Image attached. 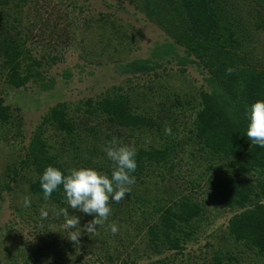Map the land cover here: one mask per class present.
I'll return each mask as SVG.
<instances>
[{
    "label": "trees",
    "instance_id": "16d2710c",
    "mask_svg": "<svg viewBox=\"0 0 264 264\" xmlns=\"http://www.w3.org/2000/svg\"><path fill=\"white\" fill-rule=\"evenodd\" d=\"M78 1L0 0V75L7 84L55 87L48 69L59 60L57 48L72 38L73 14L82 9ZM120 1L143 12L169 39L149 56H132L136 36L127 23L106 20L99 26L104 60L97 63L113 62L129 75L127 84L76 104H56L44 116V128L35 129L20 151L6 152L4 174L14 186L8 180L4 187H19L30 197V207L23 206L24 198L17 207L38 232L35 244L14 241L0 264H264V147L245 134L247 110L264 99V0ZM173 61L180 82L165 74ZM190 67L203 74L199 88L192 79L181 83ZM142 75L152 77L136 81ZM143 98L145 104L138 103ZM6 125L13 128V148L23 138L21 123L0 97V138L10 141ZM52 130L63 134L60 147L49 143ZM113 137L136 147V182L119 202L110 201L111 215L89 234L83 229L92 216L68 208L62 188L44 199L39 178L49 165L110 171L113 164L102 149ZM196 172H202L200 180L189 177ZM201 179L207 189L198 198L188 187H202ZM62 208L80 217L77 243L65 235V217L56 214ZM41 209L49 212L46 218ZM214 211L232 212L218 245L188 250ZM4 235L13 237L11 231ZM143 254L149 260L137 263L136 255Z\"/></svg>",
    "mask_w": 264,
    "mask_h": 264
},
{
    "label": "rangeland",
    "instance_id": "374dc122",
    "mask_svg": "<svg viewBox=\"0 0 264 264\" xmlns=\"http://www.w3.org/2000/svg\"><path fill=\"white\" fill-rule=\"evenodd\" d=\"M55 1L69 6L72 0ZM78 4L82 5V9L78 8V6L73 14L75 22L72 38L67 46H59L57 48L59 60L48 69V75L56 78L54 88L43 90L36 85L16 88L7 84L4 77L0 75V97L4 98V102L13 108L21 123L19 129L22 131L21 137H23L22 140H18L21 143L12 148L8 142L12 141L10 135L13 128H10V125H6L3 129L7 132V137L10 141L0 138V238H3V241H0V259L4 255L10 256L15 247L14 241L17 242L25 238L31 244H35V234L38 232L31 224H26L22 214L19 213L17 206H19L21 199L26 196L24 190L19 187L11 189L4 187L5 182L8 180L14 186V180L10 179L11 176L8 177L4 174L6 170L4 165L7 158L6 152L10 150L11 154H15L20 151L24 144L29 141L35 129L39 126L44 128L46 126L44 116L56 104L62 101L76 104L90 96H97L106 90H116L118 86L127 84L125 80L129 75L119 73L113 62L97 63L99 60H104V57L98 54L102 47V42L99 40V26L104 24L106 20L109 24L112 21L120 25L127 23L130 27V33L136 36L135 48L130 54L132 56H149L157 44H160L166 38L169 39L156 23L146 19L144 13L139 12L128 1L79 0ZM108 49L110 50H107V52L113 51L112 47H108ZM89 59H91L92 63ZM66 69L71 71V76L65 77L63 75V71ZM178 72L176 63L173 61L168 64L165 74L173 75L180 82L181 75L179 76ZM160 74H162V70H160ZM188 74V78L183 77L181 83L186 84L188 79H192L196 88L201 87L205 83L203 74L199 73L195 67H190ZM150 77L152 76L142 75L136 81L149 79ZM132 93L135 97L137 96L135 90ZM138 103L145 104L144 98L140 99ZM50 132L51 134L48 135L49 143L53 145V148L60 147L63 134H59L55 130ZM89 137V133L84 134L85 140H88ZM85 143L87 144L88 142L85 141ZM193 144L199 149V145ZM194 146L192 145L193 148ZM196 148L195 152L198 151ZM80 156L82 155H79L77 159L80 164H83L85 161ZM201 174L202 172H196L189 177L200 180ZM201 181L203 186L200 188H193L190 185L188 187L189 190H195L194 193L198 198L203 196L200 190L207 189L204 188L207 186L206 180L201 179ZM204 195L207 196L206 193ZM214 202L213 199L209 202L210 210H213L211 208L214 207ZM219 212H208V218L202 222L199 240L190 242L187 246L188 250L192 251L193 249L198 252L201 248H207V245L209 247L210 243L216 244L217 242L218 245V237L221 238L222 234L225 233L228 218L232 215V212L229 211H222L220 214ZM7 231H11L13 237H6L4 234ZM144 254L136 255L137 263L149 260L150 257ZM104 260L97 261L96 264H105ZM114 264L120 263L116 262Z\"/></svg>",
    "mask_w": 264,
    "mask_h": 264
},
{
    "label": "clouds",
    "instance_id": "9594fccd",
    "mask_svg": "<svg viewBox=\"0 0 264 264\" xmlns=\"http://www.w3.org/2000/svg\"><path fill=\"white\" fill-rule=\"evenodd\" d=\"M227 71L230 73L232 69L228 68ZM246 114L247 138L251 144L264 147V99L253 102ZM165 131L171 133L170 128H166ZM102 150L113 164L110 171L94 166H79L65 170L49 165L39 178L44 199H49L54 191L62 188L68 208L92 216L83 229L89 234L95 232L97 225H101L111 215L110 201L119 202L131 192V186L136 182L134 175L138 166L136 147L113 137L106 142ZM23 206H31L30 197H24ZM68 208H62L56 214L65 217L64 229L67 233L65 235L70 241L77 243L82 234L81 226L77 229V225H80V217L69 216ZM40 215L46 218L49 212L41 209ZM110 230L116 233L119 229L113 223L110 225Z\"/></svg>",
    "mask_w": 264,
    "mask_h": 264
}]
</instances>
